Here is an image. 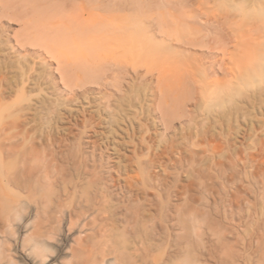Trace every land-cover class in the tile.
Wrapping results in <instances>:
<instances>
[{
	"label": "bare ground",
	"instance_id": "6f19581e",
	"mask_svg": "<svg viewBox=\"0 0 264 264\" xmlns=\"http://www.w3.org/2000/svg\"><path fill=\"white\" fill-rule=\"evenodd\" d=\"M27 1L30 13L36 21L25 19L22 28L25 30L23 32L25 35L21 36H25L23 38L25 40L37 38L40 41L38 46L41 45L45 52L55 56L57 72L60 73L58 76L60 75V79L64 82L63 90L73 94L78 87L96 88V84L92 83L73 86L71 81L74 80L75 75L73 76L71 71L74 68L80 70L87 81L96 83L99 79H107L99 75L97 68V58L102 55L121 58L129 55H163V53L177 55L178 52L186 54L191 52L193 54L189 55L196 57L200 67H204L211 76L216 77L222 69V63L220 60L218 64L221 65H218L216 60L219 59L214 60L215 57L222 58L242 51H257L259 45L245 40L250 38L252 40L253 36L264 33L263 15L253 14L249 9L252 5L242 8L240 2H235L229 8L220 11L221 8L213 9L211 1L215 0ZM252 1L254 3L256 0ZM19 2L21 3L20 0ZM2 6L4 11L8 7L7 3ZM194 6H197L198 10H195ZM249 15L252 21L245 28L244 18ZM17 36L19 37V34ZM257 38L260 37L254 39ZM17 41L18 46L26 47L25 43H22L24 40ZM67 55L72 56L71 60L64 59ZM201 56L213 57L214 61L211 60L212 62L205 66V60H202ZM120 58L107 62L111 72L115 69L125 72L126 59ZM164 69H166L165 65ZM49 72V77L52 78L54 71ZM134 72L138 73L137 70ZM160 72L156 78L157 90L149 89L151 95L158 101L153 99L155 104H146L153 105L154 112L160 115L161 122H158L167 130L171 125V123L169 125L171 117L175 118L176 114H183L186 102L197 100L198 87L190 71L189 75L182 79L184 82L179 87H176L174 82L164 81L163 85L165 75L167 73L170 75L172 72H163V70ZM105 76H108L107 73ZM118 76V74L114 75V78ZM143 80L146 81L147 78ZM117 82L113 83L109 80L99 87L111 85L115 92H121L122 82L120 81L121 84ZM143 84L146 86L145 83ZM82 89H78L80 93ZM98 92L100 93L101 90ZM1 94L0 91V96ZM101 95L105 99L111 94L105 91ZM13 114L14 119L10 125L12 124L11 127L17 130L10 133L11 130L7 132L3 128L0 129V264H24L14 257L13 249L9 245L10 236L16 233L18 236L14 243L19 250H24L28 254L26 260L30 264H264L262 231L260 233L263 234L262 236H256L254 247L248 246L255 241L253 238L250 242L246 241L247 245H238L244 242V239L241 238L242 242L238 243L239 235L234 226V231L233 229L230 231L226 228L228 225H225L227 221L223 222L232 214L226 219V214L222 213L224 215L222 220L223 216L221 219L211 211L208 201H204L203 197V200H197L198 196L195 199L194 195L191 199L192 196L188 197L189 200L184 202L185 207L179 212L180 209L178 210L175 203L158 198V195L157 198L148 196L143 160L138 159L136 164L134 162L131 164L132 166L125 164L114 167L107 164V161L99 164L100 159H95L93 151L90 152L92 149L88 152L77 147L78 149L71 151L61 147L63 139L59 135L55 138L49 134L39 136L22 131L21 123L19 124L18 118ZM38 141H46L53 145L56 143L59 148L48 146L46 143L43 145L39 143V146ZM5 142L9 143L5 145L3 144ZM234 204L229 206L235 207ZM29 207L31 215L24 218L22 212ZM158 211L165 212L163 218L168 222L164 229L156 227L157 224L158 226L166 224L162 223L160 218H158L160 223L158 220L156 223L155 214ZM258 226L260 227L261 224ZM228 227L230 229L231 226ZM23 229L24 233H21L20 230ZM74 231L79 232V235L73 236ZM234 233L238 238L233 235ZM164 234L167 241L160 239L162 236L164 238ZM230 234L236 238V241L234 238L230 239L232 237ZM69 237L70 241L67 240ZM50 238L55 241V245L50 243ZM162 244L166 246L164 253L161 254L163 256H151L152 246ZM15 251L17 252V249ZM52 252H56V255H51ZM66 252L70 258L68 261L60 255ZM181 255L185 257L175 262L174 259Z\"/></svg>",
	"mask_w": 264,
	"mask_h": 264
},
{
	"label": "rangeland",
	"instance_id": "374dc122",
	"mask_svg": "<svg viewBox=\"0 0 264 264\" xmlns=\"http://www.w3.org/2000/svg\"><path fill=\"white\" fill-rule=\"evenodd\" d=\"M6 1L0 0V91L2 92L0 96V129L3 128L7 132L11 130L10 133L17 130L15 127H11L12 124L10 125L14 119L12 116L14 113L13 115L18 118L19 124L21 123L20 129H23L22 131L35 133L39 136L43 134H49L55 138L60 136L63 139L61 147L71 149V151L81 148L89 152V149H92L90 152L93 151L95 159H100L99 164L107 161V164L117 167L125 164H136L138 159L143 160L142 164L148 183L146 191L148 196L153 198L156 196L155 198H157L158 195V198L169 200L176 204L178 210H183L184 202L189 200L188 197L190 196H192L190 199L194 195L195 199L197 196L199 197L197 200H207L210 205L209 209L221 219L223 216L222 220H224L225 214L226 219H228L229 214H232L228 220L223 222L226 223L227 221L225 225L231 226L230 229L228 226L226 227L230 231L234 226L239 235L238 243L242 242L243 239L244 242H250L252 238L255 240L260 233L263 232L264 234V33L253 36L252 40L250 38L251 42L245 40V42L259 45L257 51H242L222 58L215 57V59L210 56H201L202 60H205V66H208V63L212 62L213 59H219L216 60L217 64L218 61H222H220L222 69L216 77L211 76L204 67H200L196 57L189 55L191 52L187 54L178 52L177 55L165 53L163 55H129L121 58L120 56L102 55L97 58V68L99 75L107 77V79L102 77L103 79L93 83L87 81L85 75L74 68L75 70L72 69L71 71L72 75H75L74 80L76 79L71 81L73 86L92 83L93 85L96 84V88L88 89L86 86H80L81 88L78 87L73 94V92L67 93L63 90L64 82L60 79V75L58 76L60 73L57 72L55 56L45 52L41 45L38 46L40 41L37 38L25 40L23 39L25 36H21L25 31L22 29L25 19H31L32 22L36 21V18L30 13L28 1L20 0L21 3L19 0ZM231 1L215 0L211 3L214 10L221 8L220 11L229 8L235 2H240L239 5L242 8L252 5L248 8L253 11V14L264 17V0H256L254 3L252 0L251 2L250 0H234L232 3ZM5 3L8 5L6 12L2 6ZM209 4L206 5L209 6ZM193 8L196 10L197 6ZM250 19H252L250 15L244 18L245 28L252 21ZM255 37L260 38L255 40ZM18 39L21 42L24 40L22 43H25L26 47L18 46ZM71 57V55H67L64 56V59L71 60ZM118 57L126 59L125 72L116 69L111 72V69L108 68L107 62L110 63L112 59ZM173 57L174 59L177 58L174 60ZM164 60H168V62L166 61L167 64ZM174 62L176 64H173ZM164 65L166 69H164ZM51 70L54 71L52 78L49 77ZM136 70L138 73L134 72ZM162 70L163 72H172L170 75H168L169 73L165 75L163 85L165 82H174L173 84L179 87L184 82L182 79L189 75L190 71L192 72L190 75L198 87H196L198 89L197 100L195 102L190 101V103L189 101L186 102L184 111L188 112L183 111V114H176L175 118L174 116L171 117L169 130H165L163 124L160 123V115L158 112H154L153 105L146 104H155V100L158 101L151 95L150 90L154 88L157 90L156 78ZM104 72L108 76H105L106 73ZM113 74L119 76L114 78ZM112 75L113 77H111ZM120 76L122 77L120 78ZM109 80L113 83L118 81V84H121V81L122 91L115 92L111 85L99 87ZM78 89H82V92L80 93ZM105 91L107 94L110 92L111 95L104 99L101 94ZM83 97L86 98L83 99ZM146 97L150 99L148 100ZM151 98L152 100L155 99L153 103ZM106 100L108 101L105 102ZM122 109L123 111H121ZM32 116H34L33 121ZM129 122L132 127H130ZM146 130L148 131L146 132ZM8 143L3 144L7 145ZM39 143L42 145L46 143L48 146L59 148L56 143L53 145L46 141H38L37 144ZM18 193L24 195L22 192ZM239 195L242 197L240 198ZM206 197L207 199H205ZM237 197L240 199L237 200ZM230 200H233L235 204ZM227 203L234 204L235 207L232 206L231 208L229 204L227 206ZM180 210L179 212H182ZM157 213L155 214L156 223L160 218L162 223L166 224H161V226L157 224L156 227L164 229L168 222L163 218L165 212L158 211ZM30 215V207L22 212L24 218H28ZM258 224L261 226L259 227ZM228 230L227 232H229ZM20 231L24 233V229ZM254 231L256 233L258 231V233L255 234ZM235 234L233 235L237 236ZM72 235L77 236L79 232L74 231ZM233 235H231V240L234 238ZM17 236V233L10 236L9 245L13 249V255L22 263L30 264L26 260L28 254L24 250H19L14 243ZM241 238L243 239L241 240ZM160 239L167 241L165 234L164 238L162 236ZM234 239L236 241V238ZM67 240L70 241V237ZM49 241L55 245L52 238ZM244 242L238 245L248 244ZM255 242L256 240L249 243L248 246L254 247ZM152 248L150 249L151 256L162 257L161 254L164 253L166 246L162 244L161 246H152ZM52 254L56 255V252H52ZM60 255H63L65 261L70 259L68 252ZM184 257L181 255L174 261H181Z\"/></svg>",
	"mask_w": 264,
	"mask_h": 264
}]
</instances>
